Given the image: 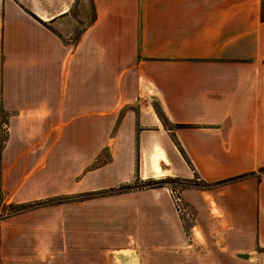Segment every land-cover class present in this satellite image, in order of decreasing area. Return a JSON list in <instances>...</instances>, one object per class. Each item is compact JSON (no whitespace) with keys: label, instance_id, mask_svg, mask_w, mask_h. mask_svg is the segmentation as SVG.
<instances>
[{"label":"crops","instance_id":"obj_1","mask_svg":"<svg viewBox=\"0 0 264 264\" xmlns=\"http://www.w3.org/2000/svg\"><path fill=\"white\" fill-rule=\"evenodd\" d=\"M262 13L264 0H0V264H84V217L66 208L86 194L155 211L139 220L155 251L108 264H264ZM168 177L188 227L166 185L95 196Z\"/></svg>","mask_w":264,"mask_h":264},{"label":"rangeland","instance_id":"obj_2","mask_svg":"<svg viewBox=\"0 0 264 264\" xmlns=\"http://www.w3.org/2000/svg\"><path fill=\"white\" fill-rule=\"evenodd\" d=\"M107 157V153H104L98 162H104ZM152 180L157 179L152 178ZM142 181L137 178L133 184L103 190L95 193V196L125 193L131 187L134 189L144 188L141 187ZM182 183L177 180L166 186L169 188L177 213L184 217V226L188 227L186 222L188 211L184 207L179 194V187ZM175 197H179L180 202H176ZM88 198H91V196L88 195L87 197V194L81 197V199H85L81 204L76 202L72 204L69 201L66 208L69 216L82 215L84 217V264H108L109 253H116L132 246L155 251L156 241L148 240L149 231L155 236V224H142L139 222L141 215L149 214V211H151L150 214H155L153 209H147L146 211V209L142 210L140 207H135V201L133 206L125 195L121 198L100 200H86ZM148 229L150 230L148 231ZM75 242L76 240H69L67 244L70 246ZM73 252L75 253V250ZM146 259L150 264L155 262V256H148ZM52 264H77V256L75 254L54 255Z\"/></svg>","mask_w":264,"mask_h":264},{"label":"trees","instance_id":"obj_3","mask_svg":"<svg viewBox=\"0 0 264 264\" xmlns=\"http://www.w3.org/2000/svg\"><path fill=\"white\" fill-rule=\"evenodd\" d=\"M262 18H264V13H262ZM5 142V134L2 133L1 139H0V149L3 147ZM178 179H174L171 177L164 178V179H157V180H152L148 179L145 181H142L141 187H154V186H160V185H169L174 181H177Z\"/></svg>","mask_w":264,"mask_h":264},{"label":"built area","instance_id":"obj_4","mask_svg":"<svg viewBox=\"0 0 264 264\" xmlns=\"http://www.w3.org/2000/svg\"><path fill=\"white\" fill-rule=\"evenodd\" d=\"M175 200H176V202H180V198L179 197H175ZM178 206H179V204H178Z\"/></svg>","mask_w":264,"mask_h":264}]
</instances>
